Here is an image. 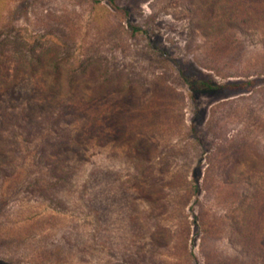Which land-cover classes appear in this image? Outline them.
<instances>
[{
    "label": "rangeland",
    "instance_id": "obj_1",
    "mask_svg": "<svg viewBox=\"0 0 264 264\" xmlns=\"http://www.w3.org/2000/svg\"><path fill=\"white\" fill-rule=\"evenodd\" d=\"M203 21L182 0H0V264H262L235 238L223 159L264 149V46L243 35L219 75ZM66 107L117 139L70 153L63 180Z\"/></svg>",
    "mask_w": 264,
    "mask_h": 264
},
{
    "label": "trees",
    "instance_id": "obj_2",
    "mask_svg": "<svg viewBox=\"0 0 264 264\" xmlns=\"http://www.w3.org/2000/svg\"><path fill=\"white\" fill-rule=\"evenodd\" d=\"M182 1L186 3L189 11L203 17L204 21L199 23L197 28L205 38V44L212 49L207 54L210 58L206 57L205 60L219 75L233 76L235 73L234 71L229 72L235 69L230 62L233 63V60L237 62L240 57L230 59L226 58V54L232 53L231 50L240 54L244 50V41L241 39L243 35H257L259 42L264 46V0ZM136 28L134 27L135 30ZM37 56V61L40 63L48 59V57L40 59V55ZM43 64L41 63V65ZM29 66V72H36L34 64L30 63ZM40 68L44 69V67ZM254 70L255 76L264 74V68L256 67ZM18 73L15 70L11 74L12 88L16 85ZM257 79L256 77L247 78L245 81L229 82L228 86L252 90L257 84ZM68 107L64 108L58 118L53 121L54 126H57L56 132L59 134L57 150L63 156L60 153L55 155L56 161L53 163L51 171L56 172L57 176L63 180H66L71 173L69 172L70 153L82 158L83 151L93 140L102 144L110 138L117 139L116 133L105 130V125L109 121L106 113L92 115L82 121L79 113L72 110L69 112ZM63 118L72 119L64 123L76 124V131L70 133L66 128H63L64 126L59 125V120ZM111 128L116 129L112 126ZM68 139L70 140L69 144L66 142ZM251 144L237 143L234 150L227 153L223 159L226 172L225 188L228 194L237 201V206L228 213V216L232 222L235 238L239 242L240 251L245 255L248 254L254 263L261 261L264 264V149L260 150L259 147H255V143ZM128 147L133 152L139 150L136 143L129 144ZM247 154L254 157L255 160L253 161L252 157L250 158ZM231 156L233 159L229 160ZM196 188L198 191V187Z\"/></svg>",
    "mask_w": 264,
    "mask_h": 264
}]
</instances>
